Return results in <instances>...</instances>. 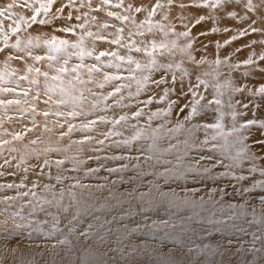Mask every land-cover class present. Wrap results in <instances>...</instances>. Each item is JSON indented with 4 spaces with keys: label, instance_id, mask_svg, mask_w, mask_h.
Wrapping results in <instances>:
<instances>
[{
    "label": "rangeland",
    "instance_id": "rangeland-1",
    "mask_svg": "<svg viewBox=\"0 0 264 264\" xmlns=\"http://www.w3.org/2000/svg\"><path fill=\"white\" fill-rule=\"evenodd\" d=\"M140 1L142 4H140ZM179 2L180 0H176V4ZM184 3H191V0H184ZM253 3L258 4L259 0H253ZM158 4L162 5V7H158ZM176 4L169 5L168 0H108L107 4H104L103 0H90L89 6V0H54V3L50 6L48 13H44L45 19L51 20L52 25H43L46 29L43 40H46L51 36H56L60 39H67L70 42H75L79 39V37L84 36L83 48L87 51H92L93 47L95 48L92 57H85L84 62L88 65L96 63L94 57L98 55L99 52L105 50L119 51L121 55L131 54L137 60L143 51H132L131 53H128L127 48L108 43V41L119 38L123 45H130L133 41L139 40L135 33L131 31L132 35H129L130 32L125 30L123 33H118V29H125L124 25H118L115 30L110 29V25H114L113 20L118 16L117 12L121 9H124L125 12H130L132 14L130 16L136 20H139V17L142 14L145 17V15H147L146 13L155 9V12L160 16V18H158L159 24H163L165 26L164 31L162 32L158 28L155 34H149L150 32L145 30L146 35L144 38L141 36L142 43L137 46L143 48L145 45H148L149 50H151L150 41L155 40L157 43L163 42L167 44L168 47L163 49L164 56L159 55V50L154 55L156 56L158 62L173 63L174 67L171 71L175 72L176 80L174 82L173 80L168 81L167 84H162L160 88L150 85V90L154 91L153 96L155 98L158 96L155 95L159 92V89L169 88L173 89V91L169 93L167 100L163 102L160 101L157 103L154 101L147 107L143 104H141L140 107H143L145 113H147L149 111H155L157 108H166L168 100L176 101L177 107L173 109L171 116V119L174 122L175 119L173 117H176V112L179 111V106H183L192 98L191 93L189 92V86L196 83V78L192 75L194 68L198 74L203 72L209 73V71L212 73V77H209V75L202 77V79L206 81V85L201 84L200 91L206 99L201 101V103H206L207 101L214 100L216 98V89L213 85H220V91L223 92V95L219 97L222 101L219 105V112L214 111V109L217 108V105L213 103L209 109L202 112L199 117L193 119L191 124L187 125L191 131H185L180 136L181 141L184 139L189 141L187 146L183 143L179 145V154L183 155V167L184 169L191 167L194 171H185L183 175L172 174L170 175L172 177L170 181L164 180L163 176L145 174L141 178L142 182L136 181L134 183L139 185L141 191H147L150 184H157L160 189L165 192L173 189L177 193H180L181 188L185 190L195 189L204 192V189L208 190L210 188L217 187H224L231 192V188L228 187V180L232 179L231 177L221 176L216 180H213L202 171H198V169L202 166L208 164L207 160L200 161L199 164L197 163L201 155L207 157L209 155H219L220 153H212L207 150L200 152L198 150L201 147L200 141H202L205 137V130L203 128L197 130L193 127V125L214 122L217 116H224L223 111L231 107H234L238 112V115L236 116V122L238 124L253 119L258 122H264V97H262L258 92L256 93V90L261 85H264V71H261V69H264V60H260L259 58L261 55H264V44L260 43V41L264 40V32L258 31L252 33L249 30V34L247 36L240 37L217 50V42L223 44L225 40H230L232 36L238 34L239 29L246 28L250 21H241L239 17L236 19L228 18L226 14L222 13L221 17L215 22L206 21L205 23L196 25L195 27H192V25L189 24V27L191 28V36L196 38L193 41L192 55L195 56L197 60L203 57L208 61V63L200 65L197 68L188 58L187 52H181L180 50L188 43V40L184 37L177 38L173 34L172 29L174 28L175 32L185 30L182 26L181 20L179 19L182 14L188 16L189 19H192L194 15L198 16L202 12L207 13L211 11L215 15L217 10H197L195 8H191L181 13V10L176 7ZM129 5H131V8H129ZM118 6L120 7L117 8ZM137 7L143 10L136 12L135 9ZM72 11L73 14L71 13ZM65 12H70L72 14V22H65L63 19V14ZM108 12L115 13L116 15L108 16ZM240 14L244 15L243 12ZM248 14L251 15L253 19L258 20L256 27L260 28L261 23L259 22L258 15L254 12ZM65 15L68 16L67 14ZM164 17H167V19H164ZM7 20L11 21L9 19ZM0 21H2L3 27L4 21L1 18ZM105 23L109 25L106 29L103 28ZM183 23H188V21L185 20ZM69 25L75 26L74 33L53 31V28H64ZM81 25H83V27H80ZM36 26L42 25L36 24ZM170 28L172 29L170 30ZM212 28H217L219 31L212 33ZM225 28L230 29V31L225 32ZM206 29L209 30V35H199L201 31ZM88 32L93 33V35L88 36ZM165 32L167 35H165ZM97 37H104L105 39H98ZM19 38L22 40V36ZM15 41H10V39H8V47H6L4 36L0 35V48H5V51L0 53V56L4 54L0 66L4 67L8 73L3 75L5 79L4 81H0V86L15 89L14 93L0 95V99H19L21 101L19 105L11 104L0 106V211L7 209V212L0 214V221L7 219L8 223L5 227L9 230H3L0 227V242L11 244L13 246L25 247L29 250L45 252L51 250V252L48 253L49 255H43L37 258L36 256L29 254L28 250L25 253H22V255L19 254V261H16L14 264H21V262L25 264L24 260H28L27 264H38V261H49L48 264H52L50 258L52 255H65V252L62 250L57 252L58 249H63L64 247L73 249L74 247L80 250L85 249L84 247L86 246L88 247V252L86 251L85 254L89 253L92 247L99 249L93 255L90 264H97V261H100V264H157L158 260L154 254V250H158L162 253H169V250L171 249H173L175 253L180 256V259H178L176 264H264V250L260 252L250 250L253 247L254 235L264 236V225L259 223L262 214L259 213L262 210L259 204V197L260 195H264V189L259 187L254 189L251 194H245L244 197H226L225 202L223 203V214L220 211L221 205H216L214 207L210 203L206 204L205 208L207 210L197 209L200 215L194 216L193 220L189 221L188 225H182L174 220L180 219L181 216L190 215V211L177 212V214L172 217V222L175 224V227L171 225L168 227H153V221L159 222L161 219H169V213L165 210L164 206L157 203L153 206L145 205V210L143 212L134 210L130 216L120 222V225H126V227L120 226L123 236L130 238V248L125 257V248L118 247L116 244V234H106L105 239L103 240L91 239V243H88L90 242V239L84 240L81 238L80 240H77L75 234L70 235L68 233L66 227L67 221L63 219L54 229L52 227L51 218L47 219L46 217L48 223L45 224L44 229H50L51 233L46 231L36 232L33 231L32 228H28L29 232L22 236L21 231H16L11 228L10 226L13 220L10 219L9 216L11 214L18 213L19 210L23 208V205L30 199L20 196L19 193L29 192V195L32 196L31 190H34V192L37 191V193L41 195L40 197H48L46 195H51V193L45 190L43 186L45 184L56 185L58 190L61 185L57 184V175L75 177L84 185H92L93 187L105 183L110 184L114 179L117 180V176L115 174L109 175L105 169L108 167H115L120 162L110 161L105 159V157L113 154H120V152L123 151V149L109 148L108 145L110 144V141H105L104 146L96 145L94 141L83 146L79 144H72V141H77L82 138V133L79 131L73 132L70 138L65 136L63 139H60L59 132L66 131L67 125H65L64 129H61L56 121L59 119L60 122L63 123V117L57 118L49 115L47 118V125L48 128L52 130L48 131L45 129V118L41 110L48 108L49 105H45L43 103V100L46 99L42 91L45 83L44 77H38L41 88L40 98L39 100L32 101V96L35 95L36 92V86L30 84V80L32 78H37V74L35 71L31 73L23 71L21 69V63L25 62L22 60H7L10 53L13 55L16 54V50L10 47L15 43ZM173 41L176 42L175 47H173ZM253 41H256V43L253 44ZM238 48L241 50L236 51ZM169 49H171V53L169 52ZM33 51L34 54L44 55L46 49L40 48L34 49ZM68 51L74 52L79 50L69 48ZM252 53H255V55L252 56L254 63L250 65L244 64L243 62L250 55H252ZM19 54L24 55L23 52ZM53 55L57 54L53 53ZM217 56L222 60L225 57H229L227 64H222L220 66L215 65L213 61L217 58ZM26 59L27 63H25V66H27V69L29 65H34V67L40 68L42 72L53 71V69L48 67L49 61L47 59L40 62H35L30 58ZM112 59L113 58L110 56L101 57V60L105 63V65ZM148 59L149 57L145 54L139 61L143 64L146 63ZM6 60L7 63H5ZM52 63L55 65L56 61H53ZM76 63H79V61L77 57L73 55L70 66ZM176 64H179L180 67H175ZM226 65H239V67L231 68L228 71ZM132 67H134V65H132ZM185 69L190 76H192V78L186 79L184 75L182 76V72ZM104 70L109 71L110 73L116 71L115 69L108 68H105ZM214 70H218L220 75H216ZM251 70L253 71L251 72ZM161 71L164 70H157L153 73L155 74L153 75L155 79L160 78ZM233 71L238 74L234 75L232 73ZM255 71L260 72V76L262 78H260L258 74L253 75ZM168 73L170 72H165L166 80H168ZM123 74L127 76L128 73L124 72ZM24 75H27L29 80L20 79V77ZM96 78L98 80L103 79L102 75L99 73L96 74ZM229 80L231 81V87H229L227 83ZM7 81H12L14 83H8ZM90 87H93L94 91L103 92L104 94L112 90L111 87H105L102 90L96 88L95 85H90ZM135 88L136 85L133 83V92L135 91ZM232 88H242V91L234 92L232 91ZM29 89L31 90L30 95L28 97H24L22 94L23 91ZM225 92L230 93V99L224 96ZM184 93L185 95L181 97L180 95ZM124 95L127 97V90H125ZM185 96L189 97L186 99ZM147 97H150V93L148 91L142 93L138 99L143 101L148 99ZM177 97L181 98L180 102L179 100H176ZM159 98L156 100L159 101ZM25 100H28L29 103H25ZM108 103L111 104L112 101L109 100ZM125 103H129V101L126 100ZM130 103L133 107L124 109L115 108L114 111L117 115L122 112H128L130 114L136 110L135 105L137 101L136 99H133ZM33 105L36 107L35 112H33ZM245 105H247V107H245ZM24 109H26V111H22ZM185 111L187 112V110ZM97 114L104 113L98 112ZM108 115L111 117L112 112H109ZM33 118H35V125L33 124ZM92 118L94 117H89V119ZM83 119L84 117H80L79 119L74 120L73 123L79 124ZM144 119H146V117L141 118V125H143ZM230 121L232 124V120ZM159 122L160 121H156L155 123ZM28 129H32V131H28ZM100 130L104 131L106 130V127L102 125L100 126ZM131 131V129L126 131L125 137L130 135ZM262 132H264V129H261L258 126L245 130V134L249 137L246 143L250 146V151L255 153L257 156L255 161L257 166H264V146L255 143L257 140L264 139ZM16 133H20L23 138L14 139V135ZM88 134L95 135L96 133L90 132ZM209 134H211V130H209ZM37 137L40 138L37 140V143H31V141ZM112 139L119 140L121 137H113ZM5 140L10 141V143L3 144L2 142ZM172 142L176 143L175 140ZM217 142L223 143V141L220 140ZM193 143L195 144L194 147ZM69 145L71 146L69 147ZM162 146L166 147L167 141H163ZM81 147L84 149L83 151H80ZM93 147L99 148L100 151L93 152L91 150ZM189 148L191 150L186 151V149ZM132 154L135 155L134 152ZM81 155H84L88 159L89 157L95 158L96 160L94 165L90 166L86 162L88 159H85V161ZM165 157L172 160L173 164L176 163L174 154H165ZM57 160H64V164L59 168L55 164V161ZM77 160H79V162H74ZM5 161H8V163H5ZM45 161H48L49 165H45ZM249 167H251V164L245 162V175H249L246 171ZM89 168H99L100 170L90 173L88 172ZM157 170L163 171L162 168ZM214 171L220 172L223 171V169L217 168ZM237 171H239V169ZM148 172L151 173L150 170H148ZM132 175V172L125 173L124 179L127 180L128 177ZM251 175L257 179H264V177H260L258 171L256 173H252ZM104 177H108L107 182L104 180ZM199 181L210 184L207 185L199 183ZM73 183H75V180L73 179H66L63 181L64 185H71ZM192 183H196V185L191 186ZM233 183H236L234 179ZM9 184L14 185V187L8 188L7 185ZM21 184L24 186L15 187V185ZM34 184L38 185V187H34L35 189L33 188ZM177 185H180L181 188H178ZM114 187L120 188L113 189V191L119 195L120 193H124V190L132 187V185L127 183H118L117 186L115 185ZM76 191L77 193H80L79 189ZM104 195H107V192H104ZM6 197H16V199L5 201ZM228 203L242 205L243 211L247 212V216L245 217L239 215L241 209L237 208L236 211L238 215L235 219L223 220V215L228 212ZM8 205H12L14 207H9ZM45 206L48 207V205ZM133 206L135 208V201L133 202ZM253 207L255 208V215H253ZM28 211H31V209H28ZM173 211L176 210L173 209ZM213 211L216 213L215 216L211 215ZM16 217L17 215L15 216V220ZM243 219H246L247 221ZM209 220L212 222L209 223ZM221 220H223V222H220ZM194 224L196 225L194 226ZM137 225H140V227L137 228ZM79 227L83 226L81 225ZM8 232H11V235L5 239ZM30 233L31 235H29ZM65 237H67V240L69 241L68 243H58L59 240H63ZM196 241L199 244H197ZM229 241H231V243H229ZM262 243H264V241L256 240L255 247L261 248ZM202 247H207V249L202 250ZM218 251H225L227 254L220 258ZM118 254L122 257H118ZM2 259H9V256L8 258ZM76 259H81L83 260L81 264H86L85 256L81 258L76 256ZM11 260L12 259L10 258L9 262L5 264H13L10 262ZM15 260L16 259H14V261Z\"/></svg>",
    "mask_w": 264,
    "mask_h": 264
},
{
    "label": "snow or ice",
    "instance_id": "snow-or-ice-1",
    "mask_svg": "<svg viewBox=\"0 0 264 264\" xmlns=\"http://www.w3.org/2000/svg\"><path fill=\"white\" fill-rule=\"evenodd\" d=\"M24 3H27V0H24ZM54 3V0H46L42 2L38 7L33 8V15L29 18L31 23H28L24 17H18L13 21L14 27H11L12 34H17L21 30V21L24 22L26 27H32L33 24L37 23V16L43 10L45 14L48 13L50 6ZM104 4L108 3V0H103ZM169 5L176 4V0H168ZM19 0H12L11 3L6 4L3 8H0V17H5L6 19L12 20L13 13L11 10L18 6ZM23 6V5H20ZM90 6V0H89ZM162 7V5H157ZM176 7L181 10V13L185 12L188 9L195 8L197 10L209 9L217 10L214 15L211 11L207 13H201L200 15H194L192 19H189L186 15H181L179 19L182 22L184 31L175 32L174 28L172 29L173 34L179 38L184 37L188 40V43L182 47L181 52H187L188 58L192 63L198 68L200 65L208 63L203 57L199 60L192 55L193 41L196 39L191 36V28L196 25H201L206 21H217L221 17V14H226L228 18L236 19L239 17L241 21H250L248 26L243 29L238 30V34L231 37L230 40H225L223 44L217 42L216 49L230 44L232 41L247 36L249 30L252 33L255 32H264V0H259V3H253V0H191V3H184V0H180ZM131 8V5H129ZM143 9L137 7L136 12H140ZM62 11V9H61ZM155 12V9L152 12H149V17H151ZM243 12L244 15L240 13ZM256 13L261 23V27L257 28L256 24L258 23L257 19H253L248 13ZM115 13L108 12V16H114ZM71 19V17H69ZM117 19L128 20V16L117 17ZM167 19V17H164ZM185 20L188 23H183ZM194 21V23H193ZM135 22V21H133ZM40 25H52L51 20H40L38 22ZM142 23H148L150 27L148 28L149 32H152V21L147 19ZM80 27H83L81 25ZM109 25L105 23L103 28H108ZM139 27V26H138ZM160 31H164L165 26L158 23ZM53 31H63L65 33H74L75 26H66L64 28H53ZM124 29H118V33H123ZM219 31L217 28H212L211 32L215 33ZM225 32L230 31V29L225 28ZM0 32H3L2 21H0ZM209 30H203L199 33L201 36L209 35ZM4 42L6 47L7 41L9 39L8 33L3 32ZM88 36H92L93 33L88 32ZM129 35H132L130 32ZM139 35L143 36L144 33L140 32ZM165 35L167 33L165 32ZM98 39H105L104 37H97ZM35 39V42H34ZM27 38L26 40H21L19 37L16 39L15 43L10 47L16 50V54H9L7 60L17 59L22 60L27 63L26 58H30L35 62H40L47 59L49 61L48 67L53 69V71H41L40 68L34 67V65L28 66V72L31 73L35 71L37 78H32L30 84L36 86L35 95L32 96V101L39 100L41 95L40 81L39 76L44 77V86H43V95L46 99L43 100L45 105H49L48 108H45L42 111V114L45 118L44 127L46 130L51 131L52 129L48 128L47 118L49 115L55 116L57 118L63 117V123L57 119L56 123L61 129H64L67 125L66 131H60L59 137L63 139L65 136L69 138L75 131L82 133V138L77 141H72V144H79L81 146L85 144H90L95 142L96 145L104 146L105 141H110L108 145L109 148L114 149H123L120 154H113L106 156L105 159L110 161L120 162L115 167H108L105 170L109 175L115 174L117 180L112 181V185L115 186L117 182L120 184L127 183L132 185L124 193L117 195L113 191V187H109L107 183L96 185L95 190L93 187L84 185L81 181L75 177H65L62 175H57L56 180L57 184H60L61 187L57 190L56 185L45 184L43 187L45 190L51 193V198L48 197H37L36 192H31L32 197L37 199V203H32L28 201L31 205V211L29 216L34 215L37 211L43 212L46 217H51L52 227L55 229L57 225L60 224L61 220H66L68 233L75 234L76 239L84 240L89 239H105L106 234H110L114 231H119V226L126 227V225H120V222L123 221L126 217L130 216L134 210L143 212L145 210V205L153 206L157 203L164 206L165 210L169 213V219H161L159 222L153 221L152 226H173L175 224L172 222V217L181 211H190V215L181 216L180 222L183 225L185 221H192L194 216H199L200 213L197 209L207 210L205 208L206 204H212L214 207L216 205H221L220 211L223 214L224 208L223 203L225 198L229 196H240L244 197L245 194H251L254 189L257 187L264 189V179H257L252 176V173L259 172L260 177H264V166H257L255 161L257 156L255 153L250 151V146L246 143L249 138L245 134V130L258 126L261 129H264V122H258L256 120H247L244 123H237L236 116L237 113L233 112L232 115V124L230 128L226 129L225 124L223 123V116L219 115L215 118L214 122L196 124L193 125L194 128L199 130L203 128L205 130V137L200 141L201 147L198 149L200 152L205 150L216 153L219 152V155H209L207 157L201 155L197 163L200 161L207 160L208 164L202 166L198 171H202L207 176L211 177L213 180H216L218 177H231L232 179L228 180V187L231 188L229 192L224 187L210 188L204 192L200 193V190L189 189L185 190L181 188L180 185H177L178 188H181V192L177 193L175 190L170 189L165 192L162 191L157 184H150L147 191H141L139 185L134 183L136 181H141V178L145 174H152L155 176H167V175H183L185 171L191 172L194 171L191 167L184 169L182 160L183 155L179 154V145L183 143L188 145L189 141L184 139L181 141L180 136L185 131H191L187 127L188 124H191L194 118L200 116L202 112L209 109L210 106L215 103L217 108L214 111L219 112V105L222 103L221 97L223 92L220 91V85H213L216 89L214 100H209L206 103H201L205 100V96L200 91V85L205 84L206 81L202 79L203 76L210 75L208 72L197 73L196 69H193L192 75L196 78V83L189 86V92L191 93V99L185 103L183 106H179V111L176 112V120L173 122L171 119L173 109L177 107L176 101L168 100L166 108H157L155 111H149L145 113L144 108L140 107L143 104L145 107L151 105L154 101L159 103L160 101H165L168 98V95L173 89L165 88L163 90V95L160 96L159 101L156 100L154 96H150L146 100H139L138 98L144 92L150 90V85H154L156 88H160L162 84H167L168 80L165 79V72H171V78L173 82L176 80L175 72H172L174 65L172 62H158L156 56L154 55L159 50V55L164 56L163 49H166L167 44L161 42L157 43L155 40L150 41L151 50H149L148 45H145L143 48L136 46L135 41L130 45H123L119 38L108 41L110 44L120 45L121 47L127 48L128 53L132 51L135 52H144L148 57L146 63H141L136 60L131 54L121 55L119 51H110L105 50L99 52L98 55L94 57L96 63L91 65L86 64L85 57H92V51H87L83 48L84 36L79 37L75 42H70L67 39H60L56 36H51L46 40L41 41L40 37L36 38ZM253 44L256 41L252 42ZM261 44H264V40L260 41ZM176 46V42L173 41V47ZM46 49L44 55L34 54V49ZM79 50L74 52H69L68 49ZM237 49L236 51H240ZM5 48H0V53L4 52ZM23 52L24 55L19 53ZM171 53V49H169ZM53 53L57 55H53ZM73 55H75L79 61L74 65L70 66ZM255 53H252L243 63L246 65L253 64L254 61L252 56ZM110 56L113 59L109 61L106 65L101 60V57ZM260 60H264V55H261ZM229 57H225L223 60L218 56L213 61L215 65L220 66L222 64H227ZM7 60L5 63H7ZM56 61L54 65L52 62ZM62 61V62H61ZM126 62V64H125ZM134 65V67H132ZM230 68H237L239 65H228ZM175 67L179 68L180 65L176 64ZM115 69V72L105 71L104 69ZM157 70H164L160 72V78L155 79L153 73ZM216 75H220L218 70H214ZM264 71V69H261ZM127 72L128 75L125 76L123 73ZM101 74L103 79L98 80L96 74ZM187 70H183L182 76L187 75ZM4 76L0 75V81H4ZM20 79L29 80L27 75L21 76ZM8 83H14L12 81H7ZM133 83L136 85L135 91H132ZM228 86L231 87V81L229 80ZM90 85H95L96 88L104 89L105 87H111V91L104 94L103 92H96L93 90V87ZM125 90H127V97L124 95ZM30 89L23 91V96L28 97L30 95ZM232 91H242V88H232ZM15 89L11 87H2L0 88V95H7L8 93H14ZM257 92L264 97V85H261ZM136 99L137 103L135 105L136 110L131 112H122L117 115L114 111L115 108H131L133 105L130 103L131 100ZM111 100L112 103H108ZM128 100L129 103H125ZM29 103L28 100L24 101ZM21 101L19 99H0V106H6L11 104L19 105ZM247 107V105H245ZM186 109H189L187 112ZM26 111V109L22 110ZM36 111L35 105H33V112ZM102 112L104 114H97ZM112 112L111 117L108 113ZM84 117L79 124L73 123L74 120ZM89 117H94L89 119ZM144 119L143 125H141V118ZM135 121V123H131ZM160 121L159 123H155ZM33 124L35 125V118H33ZM105 126L106 130L101 131L100 126ZM171 125V126H169ZM131 129L130 135L125 137V132ZM211 130V134H209ZM32 131V129H28ZM96 133L95 135H89L88 133ZM264 136V132H262ZM102 137V138H99ZM113 137H121L119 140L112 139ZM229 137L232 139L230 140ZM20 133L14 135V139H22ZM40 138L32 140L31 143H37V140ZM175 140L176 143L172 141ZM222 140L223 143L217 142ZM167 141V146H162V142ZM3 144H8L10 141H3ZM255 143L264 146V139L255 141ZM71 145H69L70 147ZM195 144L193 143V147ZM235 149V155L232 154V150ZM84 149L81 147L80 151ZM93 152L100 151L99 148L93 147L91 149ZM191 149H186L190 151ZM135 153L133 155L132 153ZM165 154H174L176 163L173 164L172 160L167 159ZM92 159V157H89ZM248 162L251 164V167L247 168L246 171L249 175H245L244 164ZM8 163V161H5ZM45 165H49L48 161L44 162ZM55 164L59 168L64 164V160H57ZM162 168L163 171H158L157 169ZM223 169V171L216 172L215 169ZM239 169V171H237ZM99 168L92 169L89 168L88 172H97ZM148 170H152L151 173ZM127 172H132L133 175L128 177L127 180L124 179V174ZM66 179H73L75 183L71 185H64L63 181ZM233 179L236 183H233ZM104 180L107 182L108 177H104ZM142 182V181H141ZM247 182V183H244ZM24 185H15V187H23ZM8 188L14 187V185H7ZM33 187H38V185H33ZM77 189L80 190L79 195L77 194ZM107 189V195H104V191ZM100 193V195H96ZM20 196L26 197L29 195V192L19 193ZM67 197V200H66ZM16 197H6L7 200H14ZM135 201V208L133 202ZM259 204L262 209L261 219L259 223L264 225V195H260ZM48 205V207H45ZM55 208L56 211H50V208ZM228 212L223 215V220H232L235 219L238 215L236 209L240 208L241 211L239 215L247 216V212L243 211L242 205H236L232 203L227 204ZM175 209L176 211H173ZM253 215H255V208L252 209ZM7 212V209L0 211V214ZM213 211L211 215L215 216ZM20 215V213H14L9 216L13 220L16 228H23L24 225L17 223L15 221V216ZM24 219V217H21ZM221 220L220 222H223ZM209 223L212 221L209 220ZM8 220L0 221V227L7 225ZM48 221H40L37 219L35 221V226L29 224L28 226L32 228L33 231L40 232L41 224H47ZM251 223V222H249ZM83 227H79V226ZM140 225H137L139 228ZM11 235V232H8L5 239ZM31 235V233L29 234ZM261 240L264 241V236H255L253 239V247L251 251L260 252L264 250V243H262L261 248L255 247V241ZM67 237L63 240H59L58 243L64 244L68 243ZM231 243V241H229ZM39 246V245H38ZM54 247V246H53ZM239 250V249H238ZM12 252H15L16 249H11Z\"/></svg>",
    "mask_w": 264,
    "mask_h": 264
},
{
    "label": "bare ground",
    "instance_id": "bare-ground-1",
    "mask_svg": "<svg viewBox=\"0 0 264 264\" xmlns=\"http://www.w3.org/2000/svg\"><path fill=\"white\" fill-rule=\"evenodd\" d=\"M11 2H12V0H0V8H3L6 4L11 3ZM42 2H46V0H27V3L26 4L24 3V0H19L18 6H16L15 8H13L11 10L13 13H15V15H13L11 21H8L5 17H0L4 21V25L2 27L3 28V32H7L8 33V36H9L10 41H15L18 37H21V36H22V40H26L29 37H31V38L34 39L37 36H39L40 37V40L43 41L44 32H46V29L44 28L43 25L42 26H36V24H39L38 22L40 20H46L45 17H44L43 10L37 16V23L36 24H33L32 27H26L24 25V22L21 21V30L17 34H12V32H11V27H14L15 26L13 24V21L16 20L18 17H21L22 16V17H24L25 20L28 21V23H31V21H30L29 18L34 14L33 13V8L34 7H38L39 4L42 3ZM140 4H142L141 1H140ZM20 5H23V6H20ZM119 7L120 6H118L117 8H119ZM150 12H152V11H150ZM71 13L73 14V11ZM71 13L70 12H65L63 14V19L65 20V22H67V21H71L72 22V19H69V17H72V14ZM65 14H67L68 16H66ZM146 14L147 15H145V17L142 14L139 17L140 19L139 20H136V19H134L133 17L130 16V15H132L130 12H128V11L125 12L124 9H121V10H119L117 12V15H118L117 17L128 16L129 19L125 21V20H122V19H117V17H115L114 20H113L114 25H110V29L115 30L118 25H121V26L124 25V28H125L124 30L125 31H127V32H131L132 31V32H134L135 35L137 36V38L139 39L138 41H135V45L137 46L138 44L142 43L141 35H139V33L140 32H143L144 35L142 37L144 38V36L146 35V31L145 30H148V28L150 27V25L148 23H142V22H144L146 20V18L147 19H150L152 21V25H151L152 32H150L149 34H155V32L159 28L158 27V23H159L158 18H160V16L156 12H154V14L151 17H149V13H146ZM154 20H155V22H154ZM133 21H135V22H133ZM171 29L172 28H170V30ZM3 32H0V35L4 36L3 35ZM144 55H145V53L143 52L141 54V56H139V58L137 60L138 61L141 60L144 57ZM3 57H4V54H2L0 56V63H1L2 59H3ZM226 67H227V70L228 71L231 69L228 65H226ZM21 69L23 71H26V72L28 71L27 70V66H25V63H21ZM252 71L253 70H251V72ZM209 73H210L209 77H212L211 76L212 75L211 71H209ZM232 73L234 75H237L238 74L235 71H233ZM4 74H8L7 73V70L4 67L0 66V75H4ZM256 74H258L259 77L262 78L260 76L261 75L260 72L255 71V73L253 75H256ZM153 75H155V74H153ZM184 77L186 79L192 78V76H190L189 73L187 75H184ZM167 78H168V81H171L172 80V78H171V72L168 73ZM0 88H2V86H0ZM163 90L164 89H159V92L156 93L155 96L158 95L157 98H159L160 96H162L163 95ZM257 90H256V93H257ZM148 92L150 93V96H153L154 95V91L149 90ZM184 95H185V93L182 94V95H180V96L182 97ZM224 96L226 98L230 99V93L229 92H225L224 93ZM188 97L189 96H185L186 99ZM176 100H179V102H180L181 98L180 97H177ZM186 110L188 111L189 109H186ZM175 111H177V110H175ZM233 112H236L237 115H238V112H237V110L234 107L225 109L223 111V115H224L223 116V123L226 126V129L225 130H227V128H230V124H231V121L230 120H232L231 113H233ZM173 118L176 120L177 117L174 116ZM131 123H135V122H131ZM229 139L231 140L232 138L229 137ZM220 141H222V140H220ZM232 153L235 155V149L232 150ZM81 156H82V158L84 160L85 159H88L84 155H81ZM95 160H96L95 158H92V159H88L87 161L86 160L85 161L91 166V165H94ZM74 162H79V160L74 161ZM151 171L152 170H150V172ZM171 178L172 177L170 175L163 176V179L164 180H167V181H170ZM114 180H116V179H114ZM118 183L119 182H117V184ZM199 183H204V184H207V185L210 184V183L201 182V181H199ZM117 184H116V186H117ZM194 185H196V183H192L191 184V186H194ZM88 186L93 187L92 185H88ZM108 186L109 187H113V189H117L118 188V187L115 188L112 185V183L108 184ZM118 189H120V188H118ZM93 190H95V187H93ZM126 190H124V192ZM33 191L34 190H31V192H33ZM205 191H207V190L204 189V192ZM104 192H107V189H105ZM204 192L200 191V193H204ZM36 194H37V197H40L41 196L40 194L37 193V191H36ZM77 194L79 195V193H77ZM96 195H100V193H96ZM46 196H48V198H51V195H46ZM43 197H45V196H43ZM26 198H30L29 201H32V203H37V199L34 198V197H32V196H30V195L26 196ZM8 206L9 207H14L12 205H8ZM28 209H31V205L27 202V203H25L23 205V208L19 210L18 213H20V215H17L16 220H15L17 223L23 224L24 225L23 228H16L15 227V224L13 223V221L11 222V226H10L11 228H13L16 231L17 230L21 231L22 232V236L26 235L27 232H29V229L28 228H31V227L28 226L29 224H32L33 226H35V221L37 219H39L40 221L46 220V216L44 215V213L43 212H39V211H37L34 215L29 216V212L30 211H28ZM50 211L55 212L56 209L53 207V208H50ZM259 213H262V210ZM21 217H24V219H21ZM50 218L51 217H47V219H50ZM243 220L247 221L246 219H243ZM174 221L177 222V223H181L180 222V219H177V220H174ZM188 223H189V221H185L183 224L188 225ZM195 225L196 224H194V226ZM44 226H45V224H41L40 225V228H41V231L40 232L46 231V232L51 233L50 229H44ZM117 227H119V231L117 232L114 229V231L112 233L113 234H116V244H117V246L118 247L125 248V255H124V257H125L127 255L128 251H129V248H130V238L129 237H124L123 234H122L121 227L119 225ZM1 228L3 230L9 231V230H7V227H5V226H3ZM91 241L92 240L90 239V242H88V243H91ZM197 241H196V243H197ZM3 244H5V243L0 242V259H1L0 264H5V263L9 262V259L10 258L12 259L10 262L14 264L16 261H19V254L22 255V253H25L26 251L29 250L28 248L21 247V246H13L11 244H5V245H3ZM197 244H199V243H197ZM84 248L85 249H80V250H78V249H76L74 247H73V249L72 248H69V247H64L63 249L60 248V249L57 250V252H60L62 250L63 252H65V255H62V254L61 255H59V254L58 255H52L50 257L51 258V261H52V264H81L83 262V260L76 259V256H78L80 258L85 256V258H86V260H85L86 261V264H90L93 255L99 249L98 248H95V247H92L91 248V251L89 253L85 254L86 251L88 252V247L86 246ZM11 249H16V251L15 252H12ZM201 249L202 250H206L207 247H202ZM211 250H213V249H211ZM28 252H29V254H31V255L36 256L37 258H39L40 256H43V255H49L48 253H50L51 250H49L48 252L38 251V250H29ZM218 253L220 255V258H222L223 255H226L227 254L225 251H218ZM154 254L156 255L157 260H158L157 264H176L177 261H178V259H180L179 258L180 256H178L173 249L169 250V253H162V252H160L158 250H154ZM118 255H119L118 257H122L120 254H118ZM8 256H9V259H6V260H3L2 259V258H4V259L5 258H8ZM64 256H66V257H64ZM14 259H16V260L14 261ZM27 261L28 260H24L25 264H27ZM48 263H49V261H47V262L38 261V264H48ZM100 263H101L100 261H97V264H100ZM21 264H24V263L21 262Z\"/></svg>",
    "mask_w": 264,
    "mask_h": 264
}]
</instances>
